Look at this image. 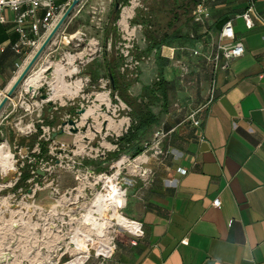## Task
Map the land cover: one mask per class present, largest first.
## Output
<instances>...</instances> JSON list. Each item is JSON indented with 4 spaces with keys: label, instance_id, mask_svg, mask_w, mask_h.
Instances as JSON below:
<instances>
[{
    "label": "crops",
    "instance_id": "0c3cea01",
    "mask_svg": "<svg viewBox=\"0 0 264 264\" xmlns=\"http://www.w3.org/2000/svg\"><path fill=\"white\" fill-rule=\"evenodd\" d=\"M204 2L210 11L208 20L191 21L157 53L153 50L147 57L150 65L140 69L138 82L129 88V94L138 97L161 70L167 83L166 109L160 108L153 127L164 136L163 150L170 156L165 164H156V179H141L142 189L129 191L126 205L132 206V218L123 217L128 229L122 230L136 235L140 224L143 236L134 246L119 242L113 254L97 264H264V77H260L264 74V0H254L258 21L250 31L240 19L245 0ZM123 10L115 37L133 25L135 12L123 19ZM83 14L84 5L78 4L30 72L29 78L38 82L28 85V78L18 87L1 111L0 122L22 110L19 102L28 98L30 87L36 100H41L37 92L43 82L50 102L78 98L84 75L99 85L104 53L86 69L77 63L84 57L79 49L81 37H86L79 21ZM14 15L9 10L0 12L5 19L0 23V101L20 73L16 65L24 67L29 61L27 50L21 55L12 50L18 40ZM227 22L232 23L244 54L225 70H214L209 61ZM110 43L109 37L105 48ZM136 47L145 49L142 32ZM54 55L61 56L60 62H52ZM106 55L107 62L113 60ZM74 76L76 80L68 84ZM96 100L106 102L101 94ZM171 104L178 106L174 113L168 110ZM128 126L123 121L120 128L125 127V133ZM216 199L217 208L212 206Z\"/></svg>",
    "mask_w": 264,
    "mask_h": 264
},
{
    "label": "rangeland",
    "instance_id": "374dc122",
    "mask_svg": "<svg viewBox=\"0 0 264 264\" xmlns=\"http://www.w3.org/2000/svg\"><path fill=\"white\" fill-rule=\"evenodd\" d=\"M128 1V6L124 8L130 11L139 8L152 11L160 5L172 3V0H138L136 3ZM79 4L84 5V16L79 21L86 28V37H81L79 42V49L83 51L84 57L77 63H83L86 69L94 62L93 59H102L105 45L101 33L114 3L113 0H82ZM92 7L97 8L95 16L91 13ZM124 8L121 9L118 21ZM97 18L99 22L95 24ZM135 27L133 24L130 28ZM140 32L142 31L136 29L135 47ZM118 33L116 45H107L105 48L109 59L118 58V43L121 41V34L119 31ZM60 60V55L52 57L54 63ZM148 64L149 60L146 58L139 71ZM101 73L102 81H99L98 86L102 89L98 88L96 80L90 83L91 80L84 75L81 77L82 86L78 98H63L45 104H41L38 99L28 111L17 109L21 113L16 111V114L0 122V148L7 150L12 157L11 169L3 171L0 168V264H65L77 254L72 239L82 235L90 236L94 243L93 246L88 245L81 250V253L88 252L90 255L85 264H97L108 259L103 256L96 257L95 245L98 243H109L115 248L119 242L129 245L132 237L120 228H109L103 237L97 236L88 226L86 215L93 210L91 206L96 195L105 193L104 179L110 178L124 192L125 205L121 210V218H132V206L130 202L126 205L130 197L129 191L142 189L141 179H156L159 176L156 164H165L170 155L165 159L154 155L153 145L158 133L155 127L141 134L135 142V146L144 149L140 156L130 158L131 153L128 151H123L116 157L113 155L116 146L112 143L125 131V127L120 128L121 123L125 121L126 125L130 121L124 114L127 110L122 103L118 102V109L114 110V104L109 97L107 73L105 69ZM139 73L123 74L126 79H138ZM50 74L51 70L45 76L50 78ZM150 74L149 80L153 77ZM75 80L74 76L67 83L72 84ZM44 84L43 82L41 87L47 93ZM99 94L106 98V102L96 100ZM28 101L32 102L30 99ZM68 105L75 108L76 114L72 116L61 113L59 124L49 126L54 131L53 136L38 135L37 141H47L50 138L47 156L34 162L33 169L36 174L27 181L28 186L15 190L19 171L25 163H33V157L39 153L37 143L30 148V143L26 141L20 144L18 139L37 136V127L43 125L40 117L43 109L51 108L55 111ZM177 109L178 106L171 104L168 110L174 113ZM80 111L84 113L80 114ZM152 111L159 116L160 106L153 107ZM69 121L74 123V127L68 125ZM163 140H160L162 150ZM147 144L149 148L145 149ZM122 222L124 223V219Z\"/></svg>",
    "mask_w": 264,
    "mask_h": 264
},
{
    "label": "trees",
    "instance_id": "16d2710c",
    "mask_svg": "<svg viewBox=\"0 0 264 264\" xmlns=\"http://www.w3.org/2000/svg\"><path fill=\"white\" fill-rule=\"evenodd\" d=\"M66 1L67 0H64L63 2ZM200 1L201 0H172L171 5H160V7L152 11L140 8L135 10L131 24L140 25L142 27L145 49L140 51L135 47L133 57L137 59L141 57L147 58L153 50L157 53L161 46L166 45L169 41L174 39L177 31L192 21L191 13ZM113 3L112 10L107 18L106 27L103 31L104 45L107 44L110 37V46L112 47H114L117 42L115 37L117 31L116 23L119 20L121 9L128 6V0H113ZM115 4L119 5L116 11L114 10ZM103 53L104 68L109 80V97L113 104H117L115 100V97H117L118 100L125 105L128 111H124V114L130 120L126 132L112 143L116 146V151L113 155L116 157L121 152L128 151L131 153L130 158H136L144 152V149L135 146V142L141 134L149 131L151 127L156 126L158 122L157 116L153 113L152 108L160 104L161 111L166 109L167 83H165L162 77L161 70H158L156 80L150 85L143 86L138 97H132L128 91L132 84L138 82L137 77L135 79H126V75L121 74L118 70L121 59L118 57L107 62L105 46ZM138 72L139 70L137 73ZM109 77L112 79L114 88H112ZM61 113L74 116L76 110L70 105L58 108L55 111L51 108L43 109L41 114L42 126L54 127V125L59 124V115ZM36 134L37 136L18 139L20 144L26 141L30 143V148L37 143L39 153L33 157V163H25L24 167L19 171L20 176L14 185L15 190L28 186L27 181L33 179V175L36 174V170L33 169L34 162H38L47 156V146L50 142V138L47 141H37L38 135H42L40 126L37 127ZM53 134V132L50 133V136H53Z\"/></svg>",
    "mask_w": 264,
    "mask_h": 264
},
{
    "label": "built area",
    "instance_id": "2783aa9c",
    "mask_svg": "<svg viewBox=\"0 0 264 264\" xmlns=\"http://www.w3.org/2000/svg\"><path fill=\"white\" fill-rule=\"evenodd\" d=\"M64 0H0V12L4 10H9L13 12V24L14 31L18 35L17 42L12 46V50L15 54L21 55L22 50H27V59H30L35 51L39 48L45 37L49 34V32L53 29L59 18L65 12L67 7L70 5L72 0H68L67 2H63ZM78 4L81 3L82 0H77ZM138 0H130V3H136ZM246 8L244 12L241 14L240 19L244 23V27L246 30L250 31L255 27V21H258V16L254 7V0H245ZM129 3V1H128ZM142 9V8H140ZM92 15L95 16L97 14V8L92 7ZM39 12L42 13L39 16ZM192 22L195 24H203L210 17V11L205 5L204 0H201L198 3L192 13ZM95 17H92V19ZM97 23L99 19L97 18ZM5 19L1 16L0 23H4ZM136 27L131 29H122L120 31L121 41L118 43V57L121 59V64L119 66V72L121 74L129 72L131 74H136L139 70L141 64L146 60V58L141 57L140 59L134 58L133 53L135 51L134 39L136 29L142 31V27L140 25H135ZM218 43L216 46L215 54L210 58L212 64H214V70H225L228 67V64L240 57L244 54V48L242 43L239 40L235 39L234 30L231 22H227L221 28L218 36ZM196 55V53H194ZM17 72H21L24 68L23 65H16ZM260 77H264V74ZM102 81V80H101ZM100 81V82H101ZM109 84V82H108ZM25 94V93H24ZM25 96V95H24ZM28 98H22L19 102V107L22 108L23 111H28L31 106L36 102V93L34 91H28ZM25 96V97H26ZM30 99L32 102H29ZM119 104L121 102L116 99ZM41 104L49 103V98L47 100H40ZM118 104V103H117ZM117 104H114V110H117ZM127 110L126 107H124ZM128 111V110H127ZM39 118V115H36ZM41 117V116H40ZM42 122V120H41ZM195 127H199V121H192ZM42 134H50L53 129L47 127L46 129L43 126H40ZM50 132V133H49ZM164 136L161 133L156 134V141L153 145L154 155L157 157H161L165 159L168 153L160 147V140L163 139ZM149 145H145V149H148ZM181 174H184V171L179 170ZM220 202L218 199L213 201V207H219ZM138 224V223H137ZM139 225L138 232L136 235H130L132 239L129 242L130 246H134L137 244L138 239L143 236V232L141 229V225ZM115 246L113 245L112 251L108 257L109 258L114 252ZM88 258L85 260L83 264H85L89 260ZM96 257H99L96 255ZM102 257V256H101Z\"/></svg>",
    "mask_w": 264,
    "mask_h": 264
},
{
    "label": "bare ground",
    "instance_id": "6f19581e",
    "mask_svg": "<svg viewBox=\"0 0 264 264\" xmlns=\"http://www.w3.org/2000/svg\"><path fill=\"white\" fill-rule=\"evenodd\" d=\"M126 13L130 15L131 11L124 9L122 14L123 19L126 17ZM35 79L36 77H30L26 83H29L28 85H35L38 82V80ZM64 84L68 87L66 82H64ZM11 158L12 157L7 150L0 148V168L3 171L12 168ZM104 192L105 193H99L96 195L91 206L93 207V210L89 211L86 215L88 218L87 220H89L88 226L90 229L94 230L99 237H103L105 232L109 228L112 229V227L128 229L121 221V210L125 205L124 192L110 178L104 179ZM136 226L138 225L136 224ZM72 241L75 245L77 254L73 260L65 264H83L88 258V254L81 253V250L87 248L88 245L93 246V240L90 236L82 235L81 237L78 236L77 238L72 239ZM95 249L98 256L108 257L112 251V246H110L109 243L102 242L95 245Z\"/></svg>",
    "mask_w": 264,
    "mask_h": 264
},
{
    "label": "water",
    "instance_id": "95a60500",
    "mask_svg": "<svg viewBox=\"0 0 264 264\" xmlns=\"http://www.w3.org/2000/svg\"><path fill=\"white\" fill-rule=\"evenodd\" d=\"M77 5H78V1L77 0H72L71 1L70 5L67 7L65 12L59 18V20L57 21V23L55 24L53 29L45 37V39L43 40V42L41 43L39 48L35 51V53L29 59L27 64L21 70V72L19 73L18 77L15 79L14 83L12 84V86L9 88V90L6 92V94L3 95V98L0 101V113L3 110V108L6 106L8 101L12 98L13 94L18 89V87L21 86L22 84H24L26 82V80L29 78L30 72L32 71V69L35 66L36 62L41 57V55L43 54L45 49L48 47V45L50 44L52 39L55 37V35L61 29V27L64 25L66 20L70 17V15L72 14L73 10L75 9V7ZM118 8H119V5L115 4L114 5V10L116 11V10H118ZM109 79L111 81L112 88H114L111 77H109ZM29 92H32V88L31 87H30ZM37 93L40 94V99L41 100H47L48 99L47 94L44 93L43 88H38V92ZM79 113L83 114L84 111H80ZM68 125L74 127V123L72 121H69ZM74 132H76V129H74Z\"/></svg>",
    "mask_w": 264,
    "mask_h": 264
}]
</instances>
